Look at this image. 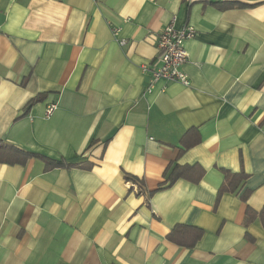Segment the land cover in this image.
Wrapping results in <instances>:
<instances>
[{
  "label": "crops",
  "instance_id": "1",
  "mask_svg": "<svg viewBox=\"0 0 264 264\" xmlns=\"http://www.w3.org/2000/svg\"><path fill=\"white\" fill-rule=\"evenodd\" d=\"M172 19L189 84L149 92ZM0 140L76 164L0 163V264H264V0H0Z\"/></svg>",
  "mask_w": 264,
  "mask_h": 264
},
{
  "label": "trees",
  "instance_id": "2",
  "mask_svg": "<svg viewBox=\"0 0 264 264\" xmlns=\"http://www.w3.org/2000/svg\"><path fill=\"white\" fill-rule=\"evenodd\" d=\"M223 5H220V7H229L231 5L234 6L239 4L231 2L228 3L227 6H223ZM40 99H42V95L36 96L28 104L30 105L31 103L38 101ZM30 158H37L43 161L45 164V169L47 170L57 167H70L72 165H76L73 163H69L62 158L59 159L52 158L43 155L41 153L25 150L23 148L17 147L13 144L5 143L0 140V163L25 164ZM183 169H187L188 171H192L193 173L197 174L195 177L191 178L194 181L199 180V178L203 174V169L194 165L186 166L184 168L182 167V169L175 168L172 176L168 179V183H172L176 178L182 176L181 171H183ZM245 176L246 175L243 172L232 173L228 170H224V181L222 182L221 186L218 189V193H217L218 197L224 192L234 191L237 188L238 184L245 178ZM127 178L131 180H137V178L132 175H128ZM163 187H165L164 182L158 188H163ZM152 192L153 191H151L150 193ZM247 211L249 215L253 213L250 209H247ZM258 214L261 219L262 225L264 227V205L262 209L258 212ZM202 235H203V230L201 228L179 223L176 224L169 232L168 239L181 246L193 247L196 244V242L201 238Z\"/></svg>",
  "mask_w": 264,
  "mask_h": 264
},
{
  "label": "built area",
  "instance_id": "3",
  "mask_svg": "<svg viewBox=\"0 0 264 264\" xmlns=\"http://www.w3.org/2000/svg\"><path fill=\"white\" fill-rule=\"evenodd\" d=\"M117 29L113 30L116 35ZM195 35V29L191 25H185L181 28L174 26V19L165 25L160 31L156 42V53L152 60L151 67L144 64L142 72L149 75L147 91L154 88V83L159 79L168 81H177L183 85L189 84L187 74L182 70L183 63L188 56L184 47V41ZM120 39L119 43L124 44ZM56 108V103H50L46 106L45 115H50Z\"/></svg>",
  "mask_w": 264,
  "mask_h": 264
}]
</instances>
